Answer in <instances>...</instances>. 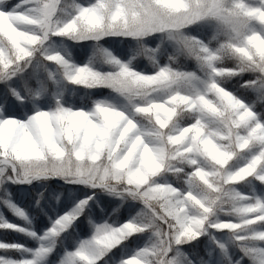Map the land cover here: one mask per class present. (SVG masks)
Returning <instances> with one entry per match:
<instances>
[{
    "label": "snow or ice",
    "instance_id": "1",
    "mask_svg": "<svg viewBox=\"0 0 264 264\" xmlns=\"http://www.w3.org/2000/svg\"><path fill=\"white\" fill-rule=\"evenodd\" d=\"M257 105L264 0H0V264H264Z\"/></svg>",
    "mask_w": 264,
    "mask_h": 264
},
{
    "label": "trees",
    "instance_id": "2",
    "mask_svg": "<svg viewBox=\"0 0 264 264\" xmlns=\"http://www.w3.org/2000/svg\"><path fill=\"white\" fill-rule=\"evenodd\" d=\"M116 39H110L108 41V43L106 45L111 46L112 49H114L115 51L119 52L121 56H125L126 55V48H127V44L124 43H120L118 44L116 42ZM87 43H83L77 46H81V48H76V50H74V58H76V60H81L84 59L87 55L89 50L87 49V47H85ZM136 63L140 66L141 64V58H138V60L136 61ZM182 63L184 64V67L187 70H194L195 65L193 62L190 61H182ZM229 66H231L230 62H229ZM248 77L245 76L244 79H247ZM227 87L233 91H235L238 95L244 97L247 101L252 102L254 101L255 97L254 94L251 93L250 91H246L242 88H240L239 84L236 81H230L227 84ZM107 93L105 92L104 95H106ZM257 109L258 111H262L264 112V108H261L259 105H257ZM14 192V199L16 200V202L18 204H20L21 206L25 207L36 219L37 224L36 226L39 227L40 225L46 224L47 223V217L43 216V215H36L35 210L32 208V197L35 195V193H31L29 200L22 201L20 199V191L13 189ZM46 195L50 196V193H46ZM105 200V204L107 205L108 203V198H104ZM51 204H55L54 200H50L49 201ZM4 214L6 215V217L9 220H12L15 223H21L19 220L15 219L14 217H12L9 213H7L6 211L4 212ZM105 213L100 212L99 209H97V212L95 214V218L97 220H100L101 218H104ZM115 216H120L122 218L121 213H116L114 215H112V219L114 220ZM119 218V219H121ZM80 232V236L81 238H85L88 237L90 235L91 229L90 227L86 224V223H82L79 229ZM0 240L2 241H7V242H21V243H27L29 246H32V242L30 240H27L26 238H24L22 235L16 234L11 232L10 230H4V231H0ZM74 245V241L73 239L70 237L68 240V244L67 247L68 248H72ZM3 252L0 251V255H2ZM9 255H15V253H8ZM59 255V253L57 254V256ZM57 256H53L51 259L52 260H56Z\"/></svg>",
    "mask_w": 264,
    "mask_h": 264
},
{
    "label": "rangeland",
    "instance_id": "3",
    "mask_svg": "<svg viewBox=\"0 0 264 264\" xmlns=\"http://www.w3.org/2000/svg\"><path fill=\"white\" fill-rule=\"evenodd\" d=\"M116 42H117L118 44L122 43V42H120V41H118V40H117ZM105 46L110 47V48L112 49L111 46H108V45H105ZM73 47H74V50H76V48H81V46L79 47V46H77V45H75V46H73ZM85 47H87V49L89 50L88 55H87L84 59L81 58V60H76V58H74V59L76 60V62H78V63L86 62L87 58L91 55V48L89 47V45L86 44ZM113 50H114V49H113ZM114 51H115V50H114ZM130 51H131V46L127 44L126 55H125V56H127L128 54H130ZM115 52L118 53V54L120 55L119 52H117V51H115ZM140 66L143 67V68H145V69H149V70H150V67H151V66L148 64L147 60L144 59V58H141V64H140ZM31 193H32V192L20 191V199H21V202H22V201H25V202H26L27 200H29ZM33 193H34V192H33ZM45 195H46V194H45ZM46 197H47V195H46ZM120 213H121V214H126V213H124V210H123V209L120 210ZM119 218H121V217H120V216H119V217H118V216H115V217H114V220H117V219H119ZM85 238H87V237H85ZM73 246H74V245H73ZM72 248H73V247H72ZM72 248H71V249H72ZM68 249L71 250L70 248H68ZM56 260H57V259H56ZM56 260H52V261H53V264H55V261H56Z\"/></svg>",
    "mask_w": 264,
    "mask_h": 264
}]
</instances>
